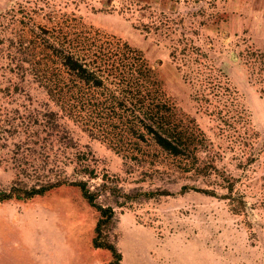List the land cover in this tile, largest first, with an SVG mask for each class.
<instances>
[{"label":"rangeland","instance_id":"374dc122","mask_svg":"<svg viewBox=\"0 0 264 264\" xmlns=\"http://www.w3.org/2000/svg\"><path fill=\"white\" fill-rule=\"evenodd\" d=\"M98 38L157 68L192 163L145 143L125 155L134 139L116 120L103 133L49 98L46 41ZM57 181H84L113 209L101 240L121 264H264V0H0V192ZM98 218L69 185L1 202L0 264H110L92 245Z\"/></svg>","mask_w":264,"mask_h":264},{"label":"trees","instance_id":"16d2710c","mask_svg":"<svg viewBox=\"0 0 264 264\" xmlns=\"http://www.w3.org/2000/svg\"><path fill=\"white\" fill-rule=\"evenodd\" d=\"M99 40L83 42L82 47L77 48L71 40L66 42L68 47L64 46V42L52 44L53 42L46 41L49 47L46 57L52 64L49 67H57V70L51 68L52 79L47 88L49 98L64 113H71L73 109L85 112L93 125L103 133L109 130H102L101 125L104 122L109 125L116 120L119 139H134L127 146L119 140V150L125 155H134L140 151L141 143H145L164 155L184 157L192 163L190 144H194V134L189 127L182 126L179 122L157 68L149 63L140 50L127 43H104ZM46 72L33 69L37 79ZM48 111L50 116L57 115L55 111ZM88 175L93 176V171ZM64 185L76 187L99 214L94 229L93 247L109 251L112 256L110 264H121V254L116 247L101 240L104 228L112 221L113 209L99 205L96 194L88 189L86 182L57 181L29 189L11 187L8 192H0V203L12 199L31 200ZM191 190L208 196L216 195L213 191L190 186L181 187L180 193ZM228 192L231 195L232 186L228 187ZM145 195L152 199L171 194L156 191Z\"/></svg>","mask_w":264,"mask_h":264}]
</instances>
